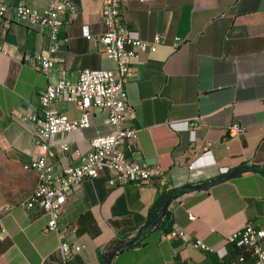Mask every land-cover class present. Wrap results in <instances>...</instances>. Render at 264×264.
<instances>
[{"label":"crops","instance_id":"1","mask_svg":"<svg viewBox=\"0 0 264 264\" xmlns=\"http://www.w3.org/2000/svg\"><path fill=\"white\" fill-rule=\"evenodd\" d=\"M4 2L12 21L6 24L0 16V145L10 161L33 176L32 193L39 175L28 164L44 147L35 137L36 125L23 118L41 114L40 95L58 79L61 65L76 82L83 69L116 64L95 39L107 30L104 0H79L77 17L59 32L54 57L61 62L48 75L35 66V57L49 49L47 34L14 17L18 0ZM50 3L27 0L39 9ZM126 4L133 34L145 40L158 34L164 42L132 60L125 88L134 114L123 127L137 129L138 140L125 152L135 162L160 166L164 175L149 183L111 185L113 174L104 169L74 186L59 220L64 240L81 246L69 256L59 248L57 232L47 230V214L25 208L23 201L12 206L0 216V264H106V246L137 237L163 189L216 181L242 166L264 169V0ZM176 37L187 42L175 47ZM53 108L72 120L82 113L73 102L60 101ZM107 116L95 110L90 127L54 137L49 148L56 172L75 163L74 151H90L97 133L110 132ZM234 123L244 131L233 129ZM168 212L172 229H183L184 238L153 229L143 245L124 248L110 264H235L234 249L224 240L247 222L264 228V172L246 170L194 188L173 199ZM197 238L214 251L195 248Z\"/></svg>","mask_w":264,"mask_h":264},{"label":"built area","instance_id":"2","mask_svg":"<svg viewBox=\"0 0 264 264\" xmlns=\"http://www.w3.org/2000/svg\"><path fill=\"white\" fill-rule=\"evenodd\" d=\"M127 1L129 0H104L102 16L107 30L95 37L104 47V54L115 62V68L83 69L79 71L78 80L73 82L68 76V69L61 65L58 67V79L50 82L40 95L41 114L34 113L23 118L36 125L35 137L44 147L41 154L28 164L37 166L38 171H44V186H39L35 196L24 207L29 210L37 209L49 216L47 230L57 232L59 248L65 256L81 250V246H71L64 240V233L59 227L60 217L74 186L81 184L85 179L98 177L104 169L113 174L111 185L149 183L164 175L160 166L135 162L125 152L127 149L131 150L132 144L138 140L137 129L123 127V123L134 114L125 88L126 82L133 75L132 60L155 52L164 42L163 37L158 34L151 40L133 34L125 19ZM138 1L147 3L153 0ZM79 7V0H51L50 5L44 9L30 7L27 0H18L14 17L39 26L50 40L48 51L35 57V66L41 73L48 75L61 62V59L54 57L60 42L59 32L77 17ZM7 12V4L1 0L0 16L9 24L12 18ZM87 38L91 40L94 37L87 35ZM186 42V39L176 37L174 46L179 47ZM60 101L75 103L82 112L80 118L72 120L53 108V105ZM95 110L107 112L106 123L110 132L97 133L91 141L90 151H74L75 163L56 172L52 160L54 154L49 148L52 140L59 134L90 127ZM232 128L238 132L244 131V127L239 123H234ZM61 148L67 151L69 146L63 143ZM207 149L208 147H205V150ZM189 218L194 220L196 216L190 213ZM168 236L184 238L185 231L172 229ZM224 242H238L246 248L248 255L239 257V264H264V228L247 222ZM192 244L207 253L214 251L212 246L200 238L195 239ZM112 246L107 245L105 253H108Z\"/></svg>","mask_w":264,"mask_h":264},{"label":"trees","instance_id":"3","mask_svg":"<svg viewBox=\"0 0 264 264\" xmlns=\"http://www.w3.org/2000/svg\"><path fill=\"white\" fill-rule=\"evenodd\" d=\"M246 170L247 171L248 170H260V171L264 172V169H261L257 166H251V167L242 166L240 168H236V169L230 171L226 175H223L221 178H219L216 181L213 180L211 182L202 183L198 186L200 188L209 187L214 182H217V181L224 179V178H229V177H227L229 174H231L230 177H233V176L239 175L240 173H242L243 171H246ZM195 187H196L195 185H185L183 187L173 189V190L163 189L161 192H159V194L157 195V197L155 198V200L153 201V203L149 209L145 225L141 228L137 237L128 241V242H130L129 247H138V246L143 245L146 234L153 229H163L165 231V234L169 233L171 231L172 225H173V220L171 219V216L168 212L169 203L173 199H175L176 197H178V196H180L186 192H189L190 190L194 189ZM164 208H165V210H164V213L162 214V211ZM157 220H158V223L156 225H154V223ZM123 244L124 243L121 244L120 242L114 243V245L112 246L110 251L108 253L104 254L105 262H107L109 260L111 262L113 260V258L119 252H121L124 249V248H120L121 245H123ZM230 247L232 249H234L233 251L231 250L230 253L235 254V257H236L235 264H239V257H241L242 255H248L246 248L243 245H240L238 242L231 243Z\"/></svg>","mask_w":264,"mask_h":264},{"label":"rangeland","instance_id":"4","mask_svg":"<svg viewBox=\"0 0 264 264\" xmlns=\"http://www.w3.org/2000/svg\"><path fill=\"white\" fill-rule=\"evenodd\" d=\"M26 171L23 166L10 161L0 145V216L31 193L33 176Z\"/></svg>","mask_w":264,"mask_h":264},{"label":"bare ground","instance_id":"5","mask_svg":"<svg viewBox=\"0 0 264 264\" xmlns=\"http://www.w3.org/2000/svg\"><path fill=\"white\" fill-rule=\"evenodd\" d=\"M31 167L38 172V175H39V179H38V183H37L38 185L33 190V192L31 193V195L21 203L22 206H25L26 203H28L29 201H31V199L35 196V192L38 191L39 186H44V171H38V167L37 166H34V165H31Z\"/></svg>","mask_w":264,"mask_h":264},{"label":"water","instance_id":"6","mask_svg":"<svg viewBox=\"0 0 264 264\" xmlns=\"http://www.w3.org/2000/svg\"><path fill=\"white\" fill-rule=\"evenodd\" d=\"M230 176H231V174H229L227 177H230ZM198 188H200V187H199V186H196V187H195V189H198ZM164 210H165V208L163 209L162 214L164 213ZM157 223H158V220L154 223V225H156ZM129 246H130V242H126V243H124L123 245H121L120 248H127V247H129ZM106 264H110V260L107 261Z\"/></svg>","mask_w":264,"mask_h":264}]
</instances>
